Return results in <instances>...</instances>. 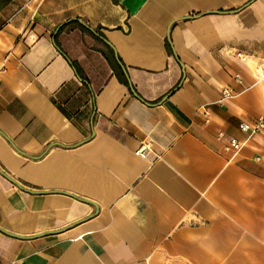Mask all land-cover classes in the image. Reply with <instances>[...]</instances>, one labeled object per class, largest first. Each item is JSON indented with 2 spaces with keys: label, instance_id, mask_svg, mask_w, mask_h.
I'll return each mask as SVG.
<instances>
[{
  "label": "crops",
  "instance_id": "crops-1",
  "mask_svg": "<svg viewBox=\"0 0 264 264\" xmlns=\"http://www.w3.org/2000/svg\"><path fill=\"white\" fill-rule=\"evenodd\" d=\"M260 118L264 0H0V264H264Z\"/></svg>",
  "mask_w": 264,
  "mask_h": 264
},
{
  "label": "built area",
  "instance_id": "built-area-1",
  "mask_svg": "<svg viewBox=\"0 0 264 264\" xmlns=\"http://www.w3.org/2000/svg\"><path fill=\"white\" fill-rule=\"evenodd\" d=\"M239 58L240 55H237ZM237 79V77H236ZM234 96L233 91L230 89H222L221 91V100H226V99H231ZM251 130V132H258L264 130V118L258 119V121L250 127L249 125L242 124L240 126V131L241 132H248ZM219 137H222V134L218 135ZM241 147V144L236 141L235 139H230L228 145L225 147V150H230L233 153H236ZM146 149L144 147H140L135 151V155L140 157V158H146Z\"/></svg>",
  "mask_w": 264,
  "mask_h": 264
},
{
  "label": "water",
  "instance_id": "water-1",
  "mask_svg": "<svg viewBox=\"0 0 264 264\" xmlns=\"http://www.w3.org/2000/svg\"><path fill=\"white\" fill-rule=\"evenodd\" d=\"M120 69H121V71H122V73H123V76L127 79V74H126L124 68H123L122 66H120ZM130 91H131V93H132L134 96H136V94L134 93V91L132 90L131 87H130Z\"/></svg>",
  "mask_w": 264,
  "mask_h": 264
},
{
  "label": "trees",
  "instance_id": "trees-1",
  "mask_svg": "<svg viewBox=\"0 0 264 264\" xmlns=\"http://www.w3.org/2000/svg\"><path fill=\"white\" fill-rule=\"evenodd\" d=\"M167 47H168V46H167ZM168 50H169V47H168ZM123 84H124V85L127 87V84H126V82H124Z\"/></svg>",
  "mask_w": 264,
  "mask_h": 264
}]
</instances>
